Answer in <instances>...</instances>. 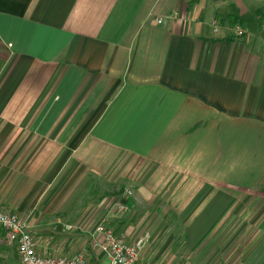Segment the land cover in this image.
Returning a JSON list of instances; mask_svg holds the SVG:
<instances>
[{
  "label": "crops",
  "instance_id": "1",
  "mask_svg": "<svg viewBox=\"0 0 264 264\" xmlns=\"http://www.w3.org/2000/svg\"><path fill=\"white\" fill-rule=\"evenodd\" d=\"M0 210L42 256L103 221L141 264H264V0H0Z\"/></svg>",
  "mask_w": 264,
  "mask_h": 264
},
{
  "label": "built area",
  "instance_id": "2",
  "mask_svg": "<svg viewBox=\"0 0 264 264\" xmlns=\"http://www.w3.org/2000/svg\"><path fill=\"white\" fill-rule=\"evenodd\" d=\"M161 22L157 19L158 24ZM236 34L242 35L239 31H236ZM66 230L71 231L72 227L68 226ZM0 231L6 245L15 247L17 264H88L83 256L76 254L40 255L26 222L4 210H0ZM92 238L93 249L106 258L107 264H141L140 254L150 239L149 235L144 234L129 242L124 235L114 233L103 221L96 226Z\"/></svg>",
  "mask_w": 264,
  "mask_h": 264
},
{
  "label": "rangeland",
  "instance_id": "3",
  "mask_svg": "<svg viewBox=\"0 0 264 264\" xmlns=\"http://www.w3.org/2000/svg\"><path fill=\"white\" fill-rule=\"evenodd\" d=\"M116 186L117 185H112V188H114V190H115V189H117ZM104 187H107L106 189H111V185L110 186L104 185V183L98 182V190H97V194H96V201H97L96 213L99 214L98 217L101 216V213H103L105 211H109L110 213L114 212L115 214L120 215L121 218H119L118 220L125 219V221H131V217L132 216L135 217L133 209L130 207V204H129V202H130L129 200L131 199V197H130L131 195L129 194V196H128L126 193H124L122 195H118L117 199L112 200L111 198L110 199L108 198V199H105L104 201H102L105 198L104 192H103L105 190ZM118 194H120V192ZM92 202L93 201H91V203ZM143 207H144L145 211H147L151 208L148 206H143ZM106 225L108 226V228L113 230V227H111V225H108V223H106ZM115 233L121 234V233H117V232H115ZM31 234H34L37 236V234L40 235L41 233H31ZM42 234H44V235L48 236L50 239H52V241H54L53 243H55V244L60 243L61 244V246L58 248L55 246L54 251H52V255L72 254L78 248L77 246L79 244L80 239H81L80 245L83 246L85 244V247L87 250V249H89L88 248L89 244H92V240H93V238H92L93 233H42ZM63 243H65L67 245L66 246L67 248H65V249H64V247L62 248ZM88 253H89V257H90V261H89L90 264H101L104 261L103 256L99 255L100 254L99 252L97 253L91 249L90 252H88Z\"/></svg>",
  "mask_w": 264,
  "mask_h": 264
}]
</instances>
